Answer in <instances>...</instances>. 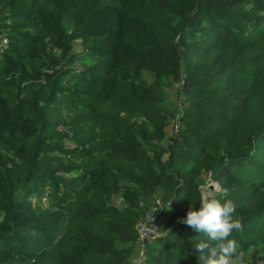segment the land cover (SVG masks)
Returning <instances> with one entry per match:
<instances>
[{
	"label": "trees",
	"instance_id": "obj_1",
	"mask_svg": "<svg viewBox=\"0 0 264 264\" xmlns=\"http://www.w3.org/2000/svg\"><path fill=\"white\" fill-rule=\"evenodd\" d=\"M209 179L264 264V0H0V264H202Z\"/></svg>",
	"mask_w": 264,
	"mask_h": 264
},
{
	"label": "clouds",
	"instance_id": "obj_2",
	"mask_svg": "<svg viewBox=\"0 0 264 264\" xmlns=\"http://www.w3.org/2000/svg\"><path fill=\"white\" fill-rule=\"evenodd\" d=\"M219 186L210 181L200 186L199 209H190L178 222L186 224L207 237L195 245L201 253L202 264H242L237 242L230 239L232 232H242L240 219L234 218L237 206L232 200L221 202L216 193ZM195 203V201L190 202ZM207 250V255H204Z\"/></svg>",
	"mask_w": 264,
	"mask_h": 264
},
{
	"label": "rangeland",
	"instance_id": "obj_3",
	"mask_svg": "<svg viewBox=\"0 0 264 264\" xmlns=\"http://www.w3.org/2000/svg\"><path fill=\"white\" fill-rule=\"evenodd\" d=\"M162 81V87L164 89V92H165V99L160 102V106L162 107V109H164L165 112L169 113V112H173L174 113V116L176 115V113L178 112V107L177 105L175 104V95L173 93L174 89L178 86V81H168V78L166 77H163L161 79ZM175 111V112H174ZM174 118L171 120V122L168 124V128L171 129L172 127V123L174 122ZM210 181L212 182H215L216 184V181L212 180V179H209L206 183L204 184H207L209 183ZM202 185V184H201ZM242 264H252L254 259H256L254 257V255L252 254H245V253H242Z\"/></svg>",
	"mask_w": 264,
	"mask_h": 264
},
{
	"label": "built area",
	"instance_id": "obj_4",
	"mask_svg": "<svg viewBox=\"0 0 264 264\" xmlns=\"http://www.w3.org/2000/svg\"><path fill=\"white\" fill-rule=\"evenodd\" d=\"M176 128V122L172 123V129L175 130ZM157 203H159V200H155ZM154 212L145 213V215L137 222V238L138 242L140 244V247L138 249L137 257L134 259L135 261L130 264H138L139 258H141V255L143 253V244L145 242V239L150 238L151 235L157 233V229L154 222Z\"/></svg>",
	"mask_w": 264,
	"mask_h": 264
},
{
	"label": "water",
	"instance_id": "obj_5",
	"mask_svg": "<svg viewBox=\"0 0 264 264\" xmlns=\"http://www.w3.org/2000/svg\"><path fill=\"white\" fill-rule=\"evenodd\" d=\"M217 184V183H216ZM218 185V184H217Z\"/></svg>",
	"mask_w": 264,
	"mask_h": 264
}]
</instances>
